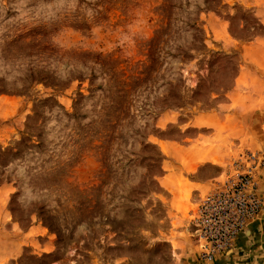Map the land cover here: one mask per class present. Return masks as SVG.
I'll list each match as a JSON object with an SVG mask.
<instances>
[{
  "label": "rangeland",
  "instance_id": "obj_1",
  "mask_svg": "<svg viewBox=\"0 0 264 264\" xmlns=\"http://www.w3.org/2000/svg\"><path fill=\"white\" fill-rule=\"evenodd\" d=\"M261 78L264 0H0V264H180L178 215L201 259L199 204H169L160 145L242 133ZM250 166L259 221L262 145L230 177Z\"/></svg>",
  "mask_w": 264,
  "mask_h": 264
},
{
  "label": "crops",
  "instance_id": "obj_2",
  "mask_svg": "<svg viewBox=\"0 0 264 264\" xmlns=\"http://www.w3.org/2000/svg\"><path fill=\"white\" fill-rule=\"evenodd\" d=\"M234 93L235 90L229 97L234 96ZM252 97L255 100L257 98L254 94ZM244 106L232 111L235 118L230 122L232 127L234 125L238 130L242 128V133L234 129L231 132L229 128L227 131H214L195 125L186 127L187 131H196V136L188 139L189 142L178 144L171 140L163 141L160 145L164 151L160 183L165 190L172 193L169 195V204L179 189L191 193L195 205H198L203 195L212 191L220 180L232 175L233 164L242 152L258 148L260 145L264 148V105ZM220 114L221 124L224 122V114ZM235 120L238 123L235 124ZM206 142L212 143V147H206ZM260 192L264 196V178L260 181ZM175 221L176 228L172 229L167 241L172 240L179 244L171 251L183 258L179 260L180 264H208L195 255L193 240L189 237V222L182 220L180 215ZM212 264H264V210L262 218L238 238L235 249Z\"/></svg>",
  "mask_w": 264,
  "mask_h": 264
},
{
  "label": "built area",
  "instance_id": "obj_3",
  "mask_svg": "<svg viewBox=\"0 0 264 264\" xmlns=\"http://www.w3.org/2000/svg\"><path fill=\"white\" fill-rule=\"evenodd\" d=\"M255 163L256 156H247ZM254 167L238 171L203 197L195 218L200 257L207 263L232 250L247 229L259 219L263 203L257 195Z\"/></svg>",
  "mask_w": 264,
  "mask_h": 264
}]
</instances>
